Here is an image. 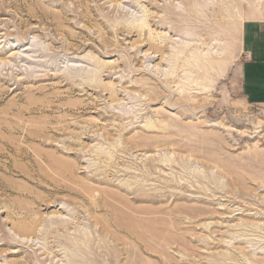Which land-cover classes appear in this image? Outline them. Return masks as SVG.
<instances>
[{"label": "rangeland", "instance_id": "obj_1", "mask_svg": "<svg viewBox=\"0 0 264 264\" xmlns=\"http://www.w3.org/2000/svg\"><path fill=\"white\" fill-rule=\"evenodd\" d=\"M248 18L264 0H0V264H264Z\"/></svg>", "mask_w": 264, "mask_h": 264}, {"label": "crops", "instance_id": "obj_2", "mask_svg": "<svg viewBox=\"0 0 264 264\" xmlns=\"http://www.w3.org/2000/svg\"><path fill=\"white\" fill-rule=\"evenodd\" d=\"M240 85L248 99L264 104V19H246L241 29Z\"/></svg>", "mask_w": 264, "mask_h": 264}, {"label": "bare ground", "instance_id": "obj_3", "mask_svg": "<svg viewBox=\"0 0 264 264\" xmlns=\"http://www.w3.org/2000/svg\"><path fill=\"white\" fill-rule=\"evenodd\" d=\"M151 1H153V0H151ZM191 8H192V7H191ZM172 10H173V9H172ZM174 10H175V9H174ZM196 13H198L197 9L192 8V9H191V14H192L193 16H196ZM197 15H198V14H197ZM197 17H198V16H197ZM259 18H260V17H259ZM248 19H249V20H250V19L259 20V19H256V18H248ZM162 22H163V21H162ZM243 22H244V21H243ZM241 25H242V24H241ZM218 63H219V62H218ZM183 98L186 99L187 97H184V96H183ZM183 100H184V99H183ZM187 100H189V99H187ZM190 100H191V98H190ZM190 100H189V101H190ZM193 104H194V103H193ZM180 114H181V116H184V115L186 116L187 113H182V112H180ZM181 127H182V126H181ZM215 134H216V133H215ZM221 136H222V135H221ZM217 138H219V137L216 136V137H214V139H210V140H216ZM221 140H222V139H221ZM221 143H222V142H221ZM232 166H233V165H232ZM227 167H228V166H227ZM231 168H232V167H231ZM233 171H235V170H233ZM238 210H239V209H238Z\"/></svg>", "mask_w": 264, "mask_h": 264}]
</instances>
